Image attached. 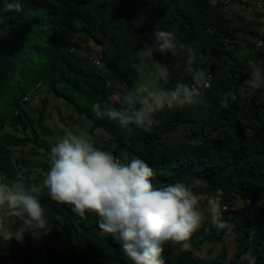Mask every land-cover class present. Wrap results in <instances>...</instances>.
I'll return each instance as SVG.
<instances>
[{
    "label": "trees",
    "instance_id": "1",
    "mask_svg": "<svg viewBox=\"0 0 264 264\" xmlns=\"http://www.w3.org/2000/svg\"><path fill=\"white\" fill-rule=\"evenodd\" d=\"M8 2L0 0V175L11 180L21 175V165L28 182L39 183L41 171L48 170L50 146L58 141L48 124L47 99L35 103L37 91L47 88L86 117L90 133L111 135L114 155L123 151L144 160L155 172L154 186L199 177L209 186L200 208L215 189L223 190L222 215L234 225L231 233L203 219L189 251L163 245L165 264H247L240 258L249 251L256 264H264V219L257 222L238 205L264 201V85L241 90L253 67L264 69L261 16L246 5L230 16L236 0H21L20 11L6 10ZM158 29L192 47L193 69H203L211 80L201 102L158 112L149 130L132 126L129 134L114 121L97 119L92 104L121 107L114 103L116 93L148 74L137 73L131 57L154 43ZM90 44L99 51L92 53ZM186 59V52L154 53L169 69L159 87L193 83ZM178 131L184 140L171 142L168 137ZM41 203L55 218L58 239L49 233L36 245L25 233L22 244H0V264H132L114 237L99 229L97 216L81 218L46 194ZM231 236L235 253L229 258L224 244ZM205 243L222 250L211 260L197 257Z\"/></svg>",
    "mask_w": 264,
    "mask_h": 264
},
{
    "label": "clouds",
    "instance_id": "2",
    "mask_svg": "<svg viewBox=\"0 0 264 264\" xmlns=\"http://www.w3.org/2000/svg\"><path fill=\"white\" fill-rule=\"evenodd\" d=\"M21 6V0H11L5 8L20 11ZM153 40L152 45L145 43L131 57L136 61L132 65L135 71L149 75L134 88L116 93L114 103L121 107L92 104L97 119L114 121L129 134L134 131L132 126L149 130L158 112L201 102L202 89L211 80L203 69H193V48L174 32L158 29ZM178 51L187 53L185 71L193 83H177L171 89L159 87L158 81L168 79L169 69L154 60V53L175 56ZM262 85L264 69L253 67L241 90ZM49 161L48 170L40 173L39 183H29L23 175L11 180L0 175V244L6 246L13 240L22 244L25 233L41 239L52 231L51 220L55 218L41 203L46 194L57 204L70 206L81 218L97 216L99 229L114 237L132 264H165L162 254L167 242L180 245L181 251L191 249L189 241L203 221L200 201L203 190L209 187L207 181L194 177L156 187L152 183L155 172L144 160L130 159L123 151L116 156L111 150H101L86 132H67L50 146ZM222 197L220 188L210 193L207 210L212 223L230 234L234 225L223 219ZM240 259L256 264L250 251Z\"/></svg>",
    "mask_w": 264,
    "mask_h": 264
},
{
    "label": "rangeland",
    "instance_id": "3",
    "mask_svg": "<svg viewBox=\"0 0 264 264\" xmlns=\"http://www.w3.org/2000/svg\"><path fill=\"white\" fill-rule=\"evenodd\" d=\"M236 12L229 13L230 16H234ZM90 50L92 53L98 52L97 47L94 44L89 45ZM252 58V56H251ZM149 74H144L136 83L135 86L142 82L145 77H147ZM159 85V81H158ZM46 98L48 101V124L54 129L55 135L54 138L56 141H59L60 138H62L67 132L73 131V132H86L92 139L94 146L101 149V150H111L114 151L113 145L110 143H107L103 140H98L92 133H90V124L89 121L86 119L85 116L78 114L75 112V110L72 108L70 104L67 102H64L63 100L57 99L47 88H40L37 91V97L35 99V103H39L41 99ZM115 97H113L114 100ZM168 139L171 142H179L184 140L183 133L181 131L175 132L171 136L168 137ZM53 142V140H51ZM19 150L14 151V158L17 160L20 158ZM131 159V156H129ZM18 169V173L27 176L28 172L25 168V166L17 165L16 167ZM239 207H241L246 213L251 215L257 222L263 221L264 219V201L261 204L257 205H243L241 202H238ZM200 211L202 213L203 219L211 218L210 214L207 210V203H204V205L200 208ZM51 236L53 235L54 240L59 236V231L57 229H52L50 232ZM40 239H34L32 238L31 244H38ZM36 241V242H35ZM52 242V240H51ZM54 245H56L55 241L52 242ZM58 246V245H57ZM225 249L227 250V254L229 258L233 256L235 253V242L233 241V236L229 237L225 244ZM202 250L199 253H196L195 255L197 257L206 258V259H213L218 253L222 250L221 246H214L212 243H205L202 245Z\"/></svg>",
    "mask_w": 264,
    "mask_h": 264
},
{
    "label": "built area",
    "instance_id": "4",
    "mask_svg": "<svg viewBox=\"0 0 264 264\" xmlns=\"http://www.w3.org/2000/svg\"><path fill=\"white\" fill-rule=\"evenodd\" d=\"M236 1L237 3L235 7H228L229 13H233V12L238 13L239 9L244 7L243 5H246L247 7H249L251 12L260 15L261 21L264 23V0H236ZM94 63L99 67L103 66L102 62L97 57L94 58ZM28 99H29L28 97L25 98V100H28ZM93 134L98 139L106 141L107 143L113 144L112 136L107 134L106 132L100 129H97L95 130Z\"/></svg>",
    "mask_w": 264,
    "mask_h": 264
}]
</instances>
